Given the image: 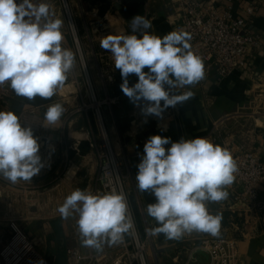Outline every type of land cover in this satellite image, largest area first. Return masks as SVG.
<instances>
[{"label":"crops","instance_id":"obj_1","mask_svg":"<svg viewBox=\"0 0 264 264\" xmlns=\"http://www.w3.org/2000/svg\"><path fill=\"white\" fill-rule=\"evenodd\" d=\"M206 1V0H198ZM208 1V0H207ZM218 8L224 13L230 6L241 10L246 4H256L259 9L251 22L254 32L261 35V49L253 61L257 78L246 70H238L219 81L217 74L205 69V78L195 86H186L175 91L183 93L191 90L192 98L169 107L162 116L144 115L141 108L146 101L134 104L122 92L123 82L120 71L114 62L105 58H96L93 63L82 56V62L91 82L92 96L99 101L100 111L115 150L125 161L126 191L133 210L135 223L140 235L147 240L149 264H177L188 258L189 251L202 238L212 237L206 233L193 232L188 238L168 240L163 234L146 235L145 229L158 226L149 217L146 207L154 203L155 198L148 192H140L135 180L147 139L152 135L171 137L178 141L181 137L193 139L211 136L220 132L223 138H234L235 146L245 147L264 157V129L255 125L256 116L251 112L253 97H260L264 87V0H215ZM34 3L46 2L54 12L53 19L63 20V47L70 49L76 56V63L68 73L67 85L57 90L51 99L36 97L27 100L12 94L5 103V111L11 110L18 116L29 108H35L44 117L47 107L60 103L66 109L56 125L46 126L45 137L34 136L40 144L39 155L44 167L31 181H19L12 184L0 178V224L7 226L12 222L25 221V213L30 209L48 208L51 218L56 221L45 223L43 228L34 227L29 235L40 245V250L54 264L56 255L62 247H75L83 255H90L97 250L84 247L78 232L74 214L62 219L57 209L76 188L91 191L96 186L98 174L97 158L91 149L88 135L98 131L96 106L83 109L85 103L83 78L86 71L80 69L77 56L76 36H83L90 24L96 19L113 18L126 30L132 29L130 21L134 16H145L152 22L149 32L163 36L174 30H184V22L177 0H33ZM109 5L104 15L101 9ZM114 23V24H115ZM74 26V27H73ZM128 28V29H127ZM139 35V33H137ZM109 60V59H108ZM112 61V58L110 59ZM88 63V64H87ZM89 65V66H88ZM85 69V66H84ZM144 71H148L147 68ZM112 76L113 79H110ZM87 77V75H86ZM129 86L138 81L135 74L128 77ZM93 81V82H92ZM73 84V85H72ZM167 87V86H166ZM163 103V102H162ZM259 117V116H257ZM77 145V148L75 147ZM170 147V145L165 146ZM229 197L221 202H210L207 207L212 214H222L221 234L236 233L240 238L239 264H264V215L250 210L244 201H235L232 196L235 190L229 188ZM261 198H264V183L260 187ZM33 210V220L40 219ZM29 217V218H32ZM49 224V226H48ZM49 252V253H48ZM48 253V254H47ZM198 257L206 261L203 254ZM83 264H95L87 260Z\"/></svg>","mask_w":264,"mask_h":264},{"label":"clouds","instance_id":"obj_2","mask_svg":"<svg viewBox=\"0 0 264 264\" xmlns=\"http://www.w3.org/2000/svg\"><path fill=\"white\" fill-rule=\"evenodd\" d=\"M54 15L46 2L0 0V86L7 83L17 96L30 101L51 99L76 63L74 52L63 47L64 22ZM130 27L132 34H108L100 37L99 45L111 53L120 71L122 92L134 104L147 102L141 108L144 115L160 117L167 108L193 97L191 90L179 94L175 90L205 78L203 58L194 52L191 35L184 30L157 35L148 31L151 20L140 15L131 19ZM131 74L138 81L129 86ZM65 111L60 103L49 105L45 126L56 125ZM40 147L32 128L24 126L16 113L0 110V176L12 184L31 181L44 167ZM143 152L135 180L140 192L154 196L146 212L158 224L146 228V235L180 240L197 232L218 237L222 214L210 213L207 205L229 197L226 188L238 171L232 153L206 137L173 142L161 135L150 136ZM57 211L62 219L75 214L82 246L97 251L135 234L123 191L94 194L76 188Z\"/></svg>","mask_w":264,"mask_h":264},{"label":"built area","instance_id":"obj_3","mask_svg":"<svg viewBox=\"0 0 264 264\" xmlns=\"http://www.w3.org/2000/svg\"><path fill=\"white\" fill-rule=\"evenodd\" d=\"M177 1H180L179 10L182 13L184 31L190 33L193 50L203 58L206 70L214 71L219 81L238 70H246L252 77L257 78L259 73L253 61L261 49L262 39L260 34L252 30L251 22L259 9L258 5L246 4L240 11H235L230 6L221 13L215 0ZM76 42L81 49L77 36ZM84 66L90 82L85 62ZM109 78L113 79L112 76ZM262 89L260 97L264 96V87ZM11 94L12 89L7 83L0 86V110L5 111V103ZM94 100L98 131L95 134L89 133L88 138L90 147L96 154L98 174L96 186L91 192L95 194L111 190L123 191L134 220L135 234H126L123 243L112 247L105 245L102 251L90 255H83L79 249L68 247L67 264H83L87 260L95 264H149L148 243L138 231L126 191L124 158L115 150L100 111L99 101L96 98ZM83 109L88 110L90 106L84 103ZM262 109L264 110V101ZM19 118L24 126L32 128L34 134L42 138L46 136V121L35 108L23 111ZM259 124L264 129V115L255 118V125ZM210 141L226 147L237 161L235 180L226 190H235L232 196L235 201L242 200L249 205L250 210L264 215V198H261L260 192L264 183V157L245 147L236 148L233 137L223 138L218 131L211 136ZM75 147L77 148V145ZM0 178L5 180L2 176ZM188 237L189 234H185L182 239ZM199 250L207 253L206 261L198 257ZM41 260L44 264L48 263L47 256L18 224H0V264H39ZM239 260L240 238L236 233H227L218 237L202 238L189 251L186 261L177 264H239Z\"/></svg>","mask_w":264,"mask_h":264},{"label":"rangeland","instance_id":"obj_4","mask_svg":"<svg viewBox=\"0 0 264 264\" xmlns=\"http://www.w3.org/2000/svg\"><path fill=\"white\" fill-rule=\"evenodd\" d=\"M114 23H115V20H113V18L111 19V18L103 17L99 20L96 19L94 22L90 24L89 28L87 27L86 31L84 30L81 32L83 36L79 35V43H80L81 49L77 47V56L80 59L79 67L82 71H84V73H85V69H84L83 62H82V56L85 57L86 60L89 59L90 63H93L94 59L98 57L102 59L105 58L106 61L113 63V59L112 61H110V59L112 58L111 53L100 48V45H99L100 37L106 36L108 34H121V35L130 34V30L128 28H127L128 30L125 29L126 26L121 27V25H123L122 22L121 24L119 23L114 24ZM84 75L85 76L83 78L84 82H83L82 89H84L85 103L91 108V106L95 105V100L92 96V89H91L90 82L87 79L86 74ZM65 85H67V83H65L64 86ZM253 100L255 101H253L251 104V112L256 117L264 115V110L262 109L264 96L260 98L258 96L257 97L255 96L253 97ZM96 117L98 116L96 115ZM33 210H35L34 212H36V216L40 219L37 223L30 222L31 220H33L32 213H31L33 212ZM24 216L26 217L25 221L21 220L20 222H18V226L23 231H25L28 235H29V232L27 231L30 230V228H34V227L43 228V231L45 232L44 224L50 221H56L58 219V218L52 219L48 212V208H44V207L30 209V213L26 212ZM29 217H32V218H29ZM29 237L33 240L31 235H29ZM35 244L37 245L39 249H41L38 242L37 243L35 242ZM47 264H50L49 260Z\"/></svg>","mask_w":264,"mask_h":264},{"label":"trees","instance_id":"obj_5","mask_svg":"<svg viewBox=\"0 0 264 264\" xmlns=\"http://www.w3.org/2000/svg\"><path fill=\"white\" fill-rule=\"evenodd\" d=\"M94 2H96L97 0H93ZM108 6L109 5H104L103 8L101 9V15H104L107 10H108ZM67 249L62 247L61 249L58 250L57 255H56V259L54 264H67Z\"/></svg>","mask_w":264,"mask_h":264},{"label":"water","instance_id":"obj_6","mask_svg":"<svg viewBox=\"0 0 264 264\" xmlns=\"http://www.w3.org/2000/svg\"><path fill=\"white\" fill-rule=\"evenodd\" d=\"M199 253L203 254L204 256H206V258H208V255H207V253H205L204 251H202V250H199Z\"/></svg>","mask_w":264,"mask_h":264}]
</instances>
